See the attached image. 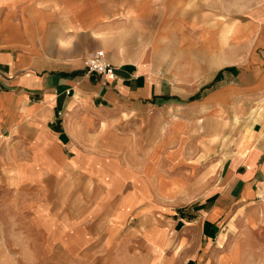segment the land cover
<instances>
[{"label":"crops","instance_id":"1","mask_svg":"<svg viewBox=\"0 0 264 264\" xmlns=\"http://www.w3.org/2000/svg\"><path fill=\"white\" fill-rule=\"evenodd\" d=\"M165 155H227L194 216L149 199ZM0 156L85 193L86 241L264 264V0H0Z\"/></svg>","mask_w":264,"mask_h":264},{"label":"rangeland","instance_id":"2","mask_svg":"<svg viewBox=\"0 0 264 264\" xmlns=\"http://www.w3.org/2000/svg\"><path fill=\"white\" fill-rule=\"evenodd\" d=\"M226 156L165 155L164 161L156 162L159 168L155 167L156 170L147 177L153 188L149 199L168 207L169 217L194 216L197 202L207 194L213 182L211 174ZM213 158L217 159L209 169L206 168ZM145 166H148L147 162ZM14 168V162L4 164L0 160V264H201L195 258L196 245L191 238L187 254L180 256H173V250H167L164 256L151 255L139 246L127 250L107 248L106 240L101 236V239L86 241L84 233L78 232V229L86 232L85 227L92 226L82 223L84 218L78 217L83 212L85 193H77L72 199V191L51 176H44L43 183H22ZM132 183L141 184V178H133ZM120 194L109 197L108 207ZM132 194L128 193L130 197ZM145 194L141 192L142 197ZM75 219L81 221L73 222ZM156 233L152 240H161L157 237L161 232ZM152 243L160 245L155 249L162 251V240ZM209 260L210 256L206 255L204 264H211Z\"/></svg>","mask_w":264,"mask_h":264},{"label":"built area","instance_id":"3","mask_svg":"<svg viewBox=\"0 0 264 264\" xmlns=\"http://www.w3.org/2000/svg\"><path fill=\"white\" fill-rule=\"evenodd\" d=\"M82 61L88 73L103 75L109 79H114L116 76L115 67L109 63L105 52L101 49L85 55Z\"/></svg>","mask_w":264,"mask_h":264}]
</instances>
